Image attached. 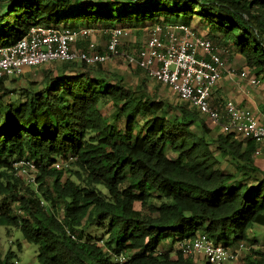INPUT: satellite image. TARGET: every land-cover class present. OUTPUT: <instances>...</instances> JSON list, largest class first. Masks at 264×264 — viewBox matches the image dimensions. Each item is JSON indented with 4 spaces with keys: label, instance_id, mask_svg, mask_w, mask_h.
Returning a JSON list of instances; mask_svg holds the SVG:
<instances>
[{
    "label": "trees",
    "instance_id": "16d2710c",
    "mask_svg": "<svg viewBox=\"0 0 264 264\" xmlns=\"http://www.w3.org/2000/svg\"><path fill=\"white\" fill-rule=\"evenodd\" d=\"M197 15L217 34L209 36L216 44L235 46L264 81V0H0V45L33 24L134 31L139 23L180 16L189 24ZM97 48L106 50L105 44ZM64 64L45 67L40 83L14 88V102L2 100L7 78H0V242L3 226H17L38 246L41 264H210L180 251L171 256L177 238L202 232L229 246L259 244L250 236L254 225H264L257 142L223 127L214 134L178 95L176 103L151 96L147 73L134 83L105 63ZM227 100L211 97L222 112ZM130 101L127 116L114 114L123 118L121 126L101 109ZM21 157L38 166V187L30 194L12 177ZM62 159L68 167L55 166ZM93 227L109 235L117 254L105 249ZM163 242L169 249L160 248ZM0 264H19L18 254L0 249ZM242 264H264L261 244Z\"/></svg>",
    "mask_w": 264,
    "mask_h": 264
},
{
    "label": "built area",
    "instance_id": "2783aa9c",
    "mask_svg": "<svg viewBox=\"0 0 264 264\" xmlns=\"http://www.w3.org/2000/svg\"><path fill=\"white\" fill-rule=\"evenodd\" d=\"M102 29L107 34L105 51H99L98 43L91 39L96 27L33 24L15 42L0 45V78L18 77L26 67L51 62L96 64L123 55L129 65L145 70L150 77L167 85L181 100L207 114L213 122L240 137L253 139L258 144L255 154H264V124L251 109L228 99L222 112L211 102L213 91L226 72H235L227 68L224 57L227 48L220 50L209 36L185 22L170 21L155 22L137 54H128L121 46L123 40L132 35L131 28L118 25ZM82 41L86 42L84 46H80ZM240 76L253 86L261 83L260 78L249 69H242ZM224 114L225 120L222 118ZM54 164L58 168H65L69 161L62 159ZM13 167L17 174L27 169L38 171L35 161L26 157L15 160ZM31 181L35 182L34 176ZM259 246L245 241L229 246L215 242L205 232L190 238H177L172 244L174 250L185 256L203 258L210 264L242 261L248 250ZM120 259L124 260L125 256L122 255Z\"/></svg>",
    "mask_w": 264,
    "mask_h": 264
},
{
    "label": "rangeland",
    "instance_id": "374dc122",
    "mask_svg": "<svg viewBox=\"0 0 264 264\" xmlns=\"http://www.w3.org/2000/svg\"><path fill=\"white\" fill-rule=\"evenodd\" d=\"M86 1H91V0H82V2ZM199 15H197V18H194L191 20L189 23L190 26H192L195 30L198 32H202L204 30L202 25H205L203 22H201ZM173 21L177 22H184L183 17H174L172 18ZM162 21V22H161ZM153 21L152 23H139L138 25L135 26L134 31H132V35H130L128 38H125L123 40V44L121 46V49L128 54H137L138 50L143 46L145 41L147 40L148 36L150 35L151 28L155 22L159 23H164L165 21ZM207 27V26H206ZM205 27V28H206ZM210 26H208L209 28ZM102 28H105L104 26L97 27L94 33L92 34V38L94 41H96L100 47H103L104 44L106 43L107 40V34L103 31ZM203 34L207 35L206 33L203 32ZM83 44L85 45L86 42L82 41L80 45ZM227 47V51L225 53H229L228 55L231 57L228 59L227 63V68L228 69H234L235 72L232 74L236 75L237 77L239 76L240 71L243 69L245 66V60L241 57L238 56L237 54L234 53V49H232L228 45H224ZM221 47V46H220ZM238 59V60H237ZM241 62V63H240ZM106 68H109L113 72H116L120 74L121 76L124 77V79L128 82H138V80L144 78L146 75V72L144 70L134 68L132 65H129L127 62H125L124 56H119L111 61H108L105 63ZM241 64V66H240ZM65 64L62 62H52L48 64H43L37 67H26L24 74L21 76H18L17 78H8L6 83H5V88L4 91L2 92V100L4 102H14V100L17 99L18 94L14 90V88H20L21 86H24L27 84V82L33 80L36 82H41L43 79V69L45 67L50 68L52 70H59L63 68ZM228 74V72H226ZM149 77V76H148ZM240 84V83H239ZM261 84H264V82L261 81ZM238 87V86H237ZM149 89L151 96L158 98V99H166L170 101L171 103H176V102H181L177 95L171 91V89L167 85H163L159 83V81L155 79H151L149 82ZM264 92V87L257 88L256 93L262 95ZM133 101L131 102H126L122 105H119L115 107L111 102L108 103H102L101 104V109L103 110L104 114L106 115L107 119L111 122H115L118 124V126H121V120H117L114 118V114L121 110L124 114V116H127L133 105ZM196 109V108H195ZM197 110V109H196ZM199 115L201 116L202 120L206 122V124L212 129L213 133H219L221 132V126L217 122H213L211 119L208 118L207 114L200 112L197 110ZM189 120L190 117H187ZM257 165L259 166L260 170L262 173H264V159L263 158H257ZM68 167V166H67ZM74 167V166H72ZM70 166V168H72ZM224 167L227 169H233L232 165H228L225 163ZM38 171L27 169L25 172L22 173H16L14 172L13 174V180H16V178H21V182L19 181L18 186L20 187V192L22 194H30L32 190H36L38 187L37 182L31 181V177H35ZM70 171L67 170V174ZM260 172V175H262ZM63 181V179H62ZM16 213L20 215L21 218L27 216L26 211H21L19 209H16ZM256 228V236L258 240H263L264 239V229L256 224L254 225ZM92 234L97 237H104L103 238V245L105 249L109 250V252H114L117 254V249L114 247V242L113 240L109 237V235H103L102 229H97L95 227L91 228ZM169 243L168 242H163L160 245V248L163 250H167ZM9 248H12L17 254L19 258V264H41L37 260V254L39 251V248L36 244L29 243L24 239L22 231L17 227V226H11V227H5L3 226L1 228V242H0V249L2 254L4 255ZM134 251H122L123 254L126 256L132 255ZM176 250H173L172 252V257L176 256ZM125 260V259H124ZM240 263V262H238Z\"/></svg>",
    "mask_w": 264,
    "mask_h": 264
},
{
    "label": "crops",
    "instance_id": "0c3cea01",
    "mask_svg": "<svg viewBox=\"0 0 264 264\" xmlns=\"http://www.w3.org/2000/svg\"><path fill=\"white\" fill-rule=\"evenodd\" d=\"M163 21L170 22V21H166V20H163ZM202 26H203L204 30L200 33L203 34V32H204L207 34L206 36L217 35L214 31L210 30V27L208 28L209 25L205 24ZM217 45L220 48V50H223V48H227V47L219 45V44H217ZM230 47L232 49H234L235 54H237L238 56H241L236 51L235 46L232 45ZM228 54L229 53H224V57L226 58L227 63H228V59L231 57V55L229 56ZM240 66H241V64H240ZM33 67H36V66H33ZM245 68L248 69L246 65L243 67V69H245ZM252 73H254V72H252ZM262 82H264V81H262ZM259 87L263 88L264 84L260 83L256 86H253L249 83V81L246 78H242L240 76V73H239L238 77L234 74L228 73V74H225L224 77L217 84L216 88L213 91V97L214 98L222 97V98H228V99L234 100L237 104L251 109L256 114L259 121L264 124V92L262 95L257 94L256 89ZM256 158H263L264 159V154H262L261 156H258ZM260 226L264 229V225H260ZM255 228L256 227L254 226L250 230V236L257 237ZM259 244H261V246L264 248V239L262 241L259 240ZM239 262L240 263L230 262L228 264H242L243 259H242V261H239Z\"/></svg>",
    "mask_w": 264,
    "mask_h": 264
}]
</instances>
